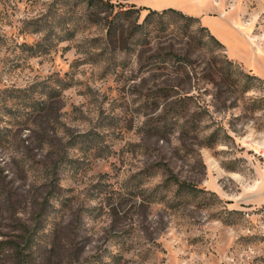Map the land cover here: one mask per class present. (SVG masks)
Listing matches in <instances>:
<instances>
[{
    "label": "rangeland",
    "instance_id": "obj_1",
    "mask_svg": "<svg viewBox=\"0 0 264 264\" xmlns=\"http://www.w3.org/2000/svg\"><path fill=\"white\" fill-rule=\"evenodd\" d=\"M245 28L264 0H0V264H264Z\"/></svg>",
    "mask_w": 264,
    "mask_h": 264
},
{
    "label": "crops",
    "instance_id": "obj_2",
    "mask_svg": "<svg viewBox=\"0 0 264 264\" xmlns=\"http://www.w3.org/2000/svg\"><path fill=\"white\" fill-rule=\"evenodd\" d=\"M246 31L242 32V37L245 39V41L251 46L252 51L255 53L256 57L252 61V65L257 68V73L260 76H263L264 78V47L259 46L258 44L254 43L251 40L250 33L248 31V28H245ZM253 62H256L255 64ZM251 64V63H250ZM249 64V66H250ZM248 66V67H249ZM260 195L258 198V202H264V178L260 186Z\"/></svg>",
    "mask_w": 264,
    "mask_h": 264
},
{
    "label": "trees",
    "instance_id": "obj_3",
    "mask_svg": "<svg viewBox=\"0 0 264 264\" xmlns=\"http://www.w3.org/2000/svg\"><path fill=\"white\" fill-rule=\"evenodd\" d=\"M84 1H88V3L89 4H95L96 3V1L97 0H84ZM99 1H101V0H99ZM132 5H134V4H132ZM134 9H136L134 6H132V7H129V8H126V9H124L125 10V13H129L130 11H132V10H134ZM170 10H173V9H170ZM181 15H183V16H185V17H188L189 19H197L196 17H194V16H187V15H184V14H182L181 12H179ZM203 29L205 28V27H202ZM206 29V28H205ZM222 45V44H221Z\"/></svg>",
    "mask_w": 264,
    "mask_h": 264
}]
</instances>
